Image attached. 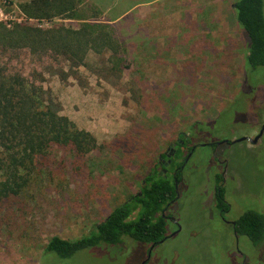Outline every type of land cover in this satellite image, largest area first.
I'll return each instance as SVG.
<instances>
[{
	"label": "rangeland",
	"instance_id": "rangeland-1",
	"mask_svg": "<svg viewBox=\"0 0 264 264\" xmlns=\"http://www.w3.org/2000/svg\"><path fill=\"white\" fill-rule=\"evenodd\" d=\"M28 1L0 0V70L41 87L45 102L98 143L133 134L136 127L140 134L135 155L97 158L95 149L82 158L74 176L69 158H53L61 173L32 185L36 201L25 205L21 197L23 214L0 225V264H142L150 244L129 237L117 245L99 242L68 258L44 246L53 236L82 237L136 193L139 180L134 176L164 154L180 132L192 134L198 146L244 136L256 140L220 146L217 154L226 158H210V147L196 150L204 158L195 156L186 164L177 207L171 211L178 231L172 235L176 229L169 224V237L154 247L145 264H264V239L257 245L246 236L235 240L213 204V172L223 165L216 159H224L232 205L227 217L236 219L247 208L264 213V131L258 136L264 124V66L251 70L245 62L246 44L230 8L235 0H57L64 10L48 18L27 14L21 5L37 13ZM80 1L85 12L97 15L93 22L116 25L125 39L120 69L109 50L94 44L74 55L62 49L33 50L15 44L9 35L2 37L6 30L18 40L21 31L15 26L25 24L44 31V40L53 28L77 38L80 21L64 14ZM185 28L203 30L209 49L182 41ZM173 32L177 43L171 40ZM195 121L201 124L192 125Z\"/></svg>",
	"mask_w": 264,
	"mask_h": 264
},
{
	"label": "trees",
	"instance_id": "trees-1",
	"mask_svg": "<svg viewBox=\"0 0 264 264\" xmlns=\"http://www.w3.org/2000/svg\"><path fill=\"white\" fill-rule=\"evenodd\" d=\"M78 3L76 8L64 14L65 19L80 21V28L74 33L78 35L77 38L70 36L68 30L62 29L66 32L63 34L59 28H53L46 31L49 37L44 40L40 35L44 31L25 24L15 26L21 31L18 40L6 30L2 37L9 35L15 44L19 41L21 46H29L33 50L62 49L74 55L82 52L84 45L94 44L109 50L114 65L120 69L126 60L125 39L116 25L93 22L97 15L85 12L87 8L84 1ZM27 4L37 13H29L25 4L21 5L22 9L37 18L60 15L58 12L64 10L59 9L57 0H30ZM232 8L246 44L247 66L251 70L264 66V0H235ZM100 30L107 31L104 34ZM42 93L41 87H34L20 75L0 70V225L23 214L21 203L25 201L26 205L36 201L32 185L38 186L47 178L52 179L53 175L61 173L58 170L62 168L53 158H61L60 161L69 158L67 167L70 175L74 176L80 171L78 168L83 164L82 158L95 149L100 151L97 158H115L117 155L129 158L135 155L134 140L140 134L139 128L136 127L133 134L98 143L90 132L79 129L69 117L45 102ZM194 124L199 126L201 123L195 121ZM192 138L189 132H180L174 143L179 145L177 140L180 139L184 141L185 149L189 150L195 144ZM182 155L183 152H177V159L173 162L178 167L183 163V159L178 160ZM161 156L164 157V154ZM151 162L145 172L134 176L135 180H139L136 193L113 207L104 219L82 237L75 240L51 237L44 246L45 251L54 252L60 258H68L99 242L117 245L127 237L153 246L165 241L169 237L166 215L173 214L171 211L177 207L178 190L184 175L179 169L174 176L161 171L159 158ZM213 173V204L217 209H226L225 180L220 171ZM21 197L23 202H20ZM234 229L239 236H246L254 245L260 244L264 239V213L247 208L236 218Z\"/></svg>",
	"mask_w": 264,
	"mask_h": 264
},
{
	"label": "flooded vegetation",
	"instance_id": "flooded-vegetation-1",
	"mask_svg": "<svg viewBox=\"0 0 264 264\" xmlns=\"http://www.w3.org/2000/svg\"><path fill=\"white\" fill-rule=\"evenodd\" d=\"M243 141H245V140H243ZM247 141H249V140H247ZM177 142L179 143V145L177 143H171V144H169V146L167 148V151L164 153V157L163 156H159V161L161 162V165H162V166H160L161 167L160 170L163 171L164 173H167L168 172L167 171L168 168H170L171 171H172L171 174L173 176L176 174V172H177L178 169L183 174L186 173L185 172V166L190 161L191 158H194L195 156H197L198 158H204V156H202V155L195 154L197 149L208 146L207 148H209V147L212 148V152H211L210 158H213V159L214 158H226L227 155L226 156L221 155V154L218 155L217 154V149L220 146H229L228 144H230V145L233 144V143H231V141L222 140V141H218V143L216 141V143H213V144H204L202 146H198L196 144H193V145H191V148L189 150H187V149H185V146L183 145L184 144V141L178 139ZM187 144H189V143H187ZM177 152H183V155L180 157V159H178L179 161H181L183 159V161H182L183 163L180 164L179 167L177 166L176 163H173L177 159L176 158ZM216 161H218L219 163H222L223 164L222 165V168L220 169V173H221L222 176H224V173H225L226 168H227V165H226L227 162L224 161V159L221 160V161L218 160V159H216ZM177 183H178L177 180H175V184L176 185H177ZM224 200L227 203L228 208H226V209H224V208L217 209V217H218L217 219L219 221H222L223 223L229 225L231 227V231L234 234L235 240H238L239 235L236 233V230L234 229V226L236 224V219H231V218H228L227 217V215L230 212V208H232V205L230 204L229 200L227 199L226 193H225V199ZM166 219L169 221V224L170 225L175 226V229H176L175 232L177 233V231H178V228L177 227L179 226V224H178L176 218L173 215L168 214V215H166ZM176 233L173 232L172 235H174ZM151 246L152 245H150V248H152V249L149 248V251H148L149 253H147L149 255H150V253L153 251V249L155 247V246H152V247ZM149 255L146 256V259L142 262V264H145L148 261V258H149L148 256Z\"/></svg>",
	"mask_w": 264,
	"mask_h": 264
},
{
	"label": "crops",
	"instance_id": "crops-1",
	"mask_svg": "<svg viewBox=\"0 0 264 264\" xmlns=\"http://www.w3.org/2000/svg\"><path fill=\"white\" fill-rule=\"evenodd\" d=\"M233 4V3H232ZM232 4H230V8H231V10H232V15H233V21H234V23L236 24V26H237V22H236V19H235V14H234V10H233V8H232ZM195 5V4H194ZM197 6L199 5V6H203L202 4H200V3H197L196 4ZM186 18H188V17H186ZM223 24H224V22H221V29L219 30V31H222L223 29H224V26H223ZM237 28H238V31H239V33H240V36H241V38L243 39V36H242V33H241V31H240V29H239V27L237 26ZM188 29V30H187ZM183 30H185V31H180V37H181V40L182 41H184L186 44H189V45H192V47H194L195 46V49L198 47V50H204V51H206L207 49H209L208 47H209V45H208V41L207 40H205V38H202V37H204L203 35H204V32H203V30H201V29H199V28H197V29H195V32H192L191 30H190V28H185V29H183ZM216 32H218V31H216ZM174 34L171 36V40H174L175 39V42L174 43H177V41H176V37H175V33L176 32H173ZM220 33V32H219ZM193 35H195V37L193 38ZM196 35H198L199 37H196ZM193 41V42H192Z\"/></svg>",
	"mask_w": 264,
	"mask_h": 264
},
{
	"label": "water",
	"instance_id": "water-1",
	"mask_svg": "<svg viewBox=\"0 0 264 264\" xmlns=\"http://www.w3.org/2000/svg\"><path fill=\"white\" fill-rule=\"evenodd\" d=\"M264 131V124L262 125V127H261V129H260V131H259V134H258V136H260L261 134H262V132ZM257 136V137H258ZM243 140H249V141H251V142H255V140H256V138H252V139H250V138H248V137H240V138H237V139H235V140H232L231 141V143H235V142H240V141H243ZM174 233H176V232H174ZM153 246V245H152ZM151 246V247H152ZM150 249H152V248H150ZM149 253V252H148ZM149 255V254H148Z\"/></svg>",
	"mask_w": 264,
	"mask_h": 264
}]
</instances>
